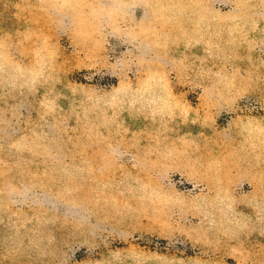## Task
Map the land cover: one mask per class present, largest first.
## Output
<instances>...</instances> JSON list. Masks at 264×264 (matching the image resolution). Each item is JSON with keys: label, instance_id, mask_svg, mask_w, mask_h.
<instances>
[{"label": "rangeland", "instance_id": "374dc122", "mask_svg": "<svg viewBox=\"0 0 264 264\" xmlns=\"http://www.w3.org/2000/svg\"><path fill=\"white\" fill-rule=\"evenodd\" d=\"M0 264H264V0H0Z\"/></svg>", "mask_w": 264, "mask_h": 264}]
</instances>
